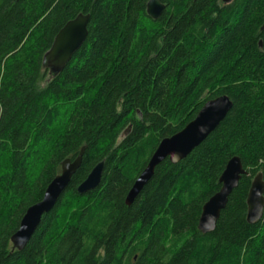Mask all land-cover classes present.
Instances as JSON below:
<instances>
[{
  "label": "trees",
  "instance_id": "obj_1",
  "mask_svg": "<svg viewBox=\"0 0 264 264\" xmlns=\"http://www.w3.org/2000/svg\"><path fill=\"white\" fill-rule=\"evenodd\" d=\"M0 0V264H264V205L245 220L252 176L264 183V0ZM88 15L56 72L41 66L59 28ZM231 107L184 158L161 160L124 198L158 142L204 101ZM78 168L21 249L10 235L60 162ZM245 170L211 231L202 204L226 161ZM100 182L76 191L97 162ZM264 199V191L262 193Z\"/></svg>",
  "mask_w": 264,
  "mask_h": 264
},
{
  "label": "water",
  "instance_id": "obj_2",
  "mask_svg": "<svg viewBox=\"0 0 264 264\" xmlns=\"http://www.w3.org/2000/svg\"><path fill=\"white\" fill-rule=\"evenodd\" d=\"M220 1L227 3L230 0ZM162 9L163 4L158 0H148L145 4V12L152 19L157 18ZM87 20V14L78 13L59 28L50 46L41 56V66L43 68L56 72L65 65L86 36ZM263 26L264 21L261 27ZM230 107L231 101L226 95L210 98L203 102L195 116L179 131L169 137L162 138L151 153L146 165L128 189L124 198L125 204L129 205L131 203L149 180L154 167L161 160L167 158L171 163H175L184 158L217 126ZM82 149L83 146L72 160L65 158L60 162L59 173L46 185L41 199L25 209L16 230L9 238L13 248L21 249L24 246L38 225L41 216L53 207L58 196L69 183L71 175L78 168ZM101 169L102 161L93 165L86 177L77 185L76 191L84 193L97 187L100 182ZM245 173L237 156L233 155L226 161L218 176V190L201 206L197 220V229L200 232H208L214 228L215 221L226 203L227 196L236 186L239 177ZM263 191L264 183L261 172L258 171L252 176L246 193V222L254 223L261 217L264 205Z\"/></svg>",
  "mask_w": 264,
  "mask_h": 264
}]
</instances>
